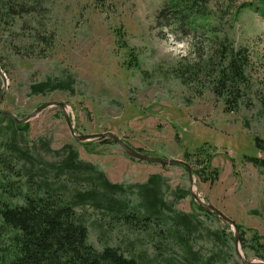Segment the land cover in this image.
I'll return each mask as SVG.
<instances>
[{
	"label": "rangeland",
	"instance_id": "rangeland-1",
	"mask_svg": "<svg viewBox=\"0 0 264 264\" xmlns=\"http://www.w3.org/2000/svg\"><path fill=\"white\" fill-rule=\"evenodd\" d=\"M168 1L47 0L48 12L41 20L52 32L50 46L47 28L42 30L46 36L42 43L30 39L29 30L23 32L21 26L12 39L0 28L2 45L7 40L19 47L18 52H0L7 78L6 83L0 79V89H6L0 107L25 117L43 103L65 101L77 133L111 131L137 151L153 157L184 160L188 153L191 161L201 163L203 158L196 151L210 146L209 173L216 169L219 175L205 181L201 177L208 178L207 173L194 174L193 190L182 165L136 159L111 138L75 140L59 107H49L34 116L26 134L38 150L41 138L51 140L55 150L73 145L80 159L102 169L111 182L144 183L157 170L172 189L195 191L241 226V252L246 260L261 264L264 166L257 167L247 157L264 158V150L257 146V137L264 140V18L256 8L257 1L212 0L209 18L198 19L195 25L188 19L182 21L185 25L178 19L170 23L168 18L159 23L157 12ZM245 3L250 4L243 6ZM202 23L213 25L212 32ZM223 42L235 49L246 47L250 55L247 73L252 90L240 109L233 112L226 111L225 101L212 92L204 75L192 85H184L174 72L180 64H193L202 55L209 56L211 45ZM26 47L35 51L29 53ZM66 76L73 80L71 89L30 94L33 83ZM45 157L56 163L63 158L49 153ZM175 197L169 193L167 200L174 201L177 210L199 215L207 229L225 230L229 237L213 244L203 235L192 242L195 251L209 259L214 250H221L226 264H244L235 249L233 226L217 216L211 219L200 213L192 194ZM101 213L92 207H87L85 213L89 218V239L97 249L107 244L115 247L123 241L125 251L121 250L127 253L126 246L133 241L137 252L147 253L145 264H182L179 246H174V252L162 251L163 258H156L162 248L157 250L149 236L129 231L118 222L111 226L108 223L112 218L102 217ZM105 229L109 232L107 242L100 240ZM171 256L167 263L164 258Z\"/></svg>",
	"mask_w": 264,
	"mask_h": 264
},
{
	"label": "trees",
	"instance_id": "trees-1",
	"mask_svg": "<svg viewBox=\"0 0 264 264\" xmlns=\"http://www.w3.org/2000/svg\"><path fill=\"white\" fill-rule=\"evenodd\" d=\"M211 1L169 0L157 12V22L168 18L173 23L178 19L185 25L182 21L188 19L195 25L198 19L209 18ZM254 1L258 2L256 8L264 18V0ZM247 4L250 3L243 6ZM47 12V0H0V28L4 29L3 35L7 33L12 39L17 34L16 28L21 26L23 32L29 30L30 39L42 43L48 26L45 28L41 18ZM202 26L212 32L213 25L205 23ZM47 33L50 46L53 36L48 28ZM213 44L209 56L202 55L201 60L193 64H180L175 68V75L184 85H192L199 81L197 77L204 75L211 83L212 92L225 101L226 111L239 110L252 90L247 73L249 51L243 46L235 49L224 42ZM17 48L18 44L13 41L6 40L2 45L0 36V52L5 49L14 53L18 52ZM26 49L29 53L35 51L30 47ZM0 67L3 69L1 63ZM72 83L71 77L67 76L48 78L33 83L30 94L68 90ZM246 103L249 105L247 100ZM28 128L29 123L17 124L12 117L0 112V264H145L143 259L147 253L137 252L133 241L127 244V253L121 250H124L123 241L115 247L107 244L102 250L93 246L89 239V218L85 214L87 207L102 210V217L110 216V225L118 222L129 231L149 236L157 250L159 246L162 248L156 252V258H163L162 251L174 252L177 245L182 249V264L227 263L221 250H214L209 259H204L203 252L195 251L192 243L203 235L213 244L224 242L223 238L229 239L225 230L207 229L199 215L181 212L174 207V201L167 200L169 193L179 199L189 195L190 190L172 189L168 179L160 173L152 174L144 183L111 182L102 169L80 159L71 144L55 150L51 140L41 138L38 150L26 135ZM257 144L264 150L263 139L257 137ZM208 148L210 146H202L195 153L202 156L201 163L191 161L188 153L184 158L193 164L194 174L209 175L208 178L201 177L205 181L219 175L216 169L209 173L211 153ZM42 153L63 158L56 163L44 158ZM247 159L259 168L264 166V158L249 156ZM194 163L202 169H197ZM192 201L200 213L216 218L215 214ZM106 231L100 234L101 241L109 240ZM170 258L172 256L164 259L169 263Z\"/></svg>",
	"mask_w": 264,
	"mask_h": 264
},
{
	"label": "water",
	"instance_id": "water-1",
	"mask_svg": "<svg viewBox=\"0 0 264 264\" xmlns=\"http://www.w3.org/2000/svg\"><path fill=\"white\" fill-rule=\"evenodd\" d=\"M0 77L3 79V81L6 83L7 78L6 74L3 71V69L0 67ZM6 89L2 88L0 89V100L4 96ZM49 107H59L62 109L64 113V117L67 123V126L70 130V133L72 137L77 140V141H83V140H88V139H96V138H111L114 141H116L126 153H128L130 156L142 160V161H147L151 163H158V164H181L184 165L187 168V172L189 175L190 183L192 184V189L195 190V179H194V172H193V167L190 166L188 163L185 162V160L182 159H176V158H163V157H153L147 154H144L142 152L137 151L130 145H128L120 136L116 135L115 133L108 131L104 133H92V134H81L76 132V127L74 125L72 116L67 110L68 105L65 101H49L46 103H43L39 105L36 109H34L29 115L25 117H18L13 111H10L8 109H3L0 107V112L9 115L12 117L17 124H24L29 122L34 116L40 114L42 111L46 110ZM193 198L200 204L201 206L205 207L209 212L215 214L217 217L221 218L223 221L226 223L230 224L234 228V239H235V249L240 257V259L244 262V264H258L253 261L246 260L243 253L240 250V243H239V233H240V228L237 224V222L226 215L222 210L217 208L214 204L210 202H205L198 193L195 191L191 192ZM261 264H264L262 262Z\"/></svg>",
	"mask_w": 264,
	"mask_h": 264
},
{
	"label": "bare ground",
	"instance_id": "bare-ground-1",
	"mask_svg": "<svg viewBox=\"0 0 264 264\" xmlns=\"http://www.w3.org/2000/svg\"><path fill=\"white\" fill-rule=\"evenodd\" d=\"M186 162V161H185ZM151 163V162H150ZM187 163V162H186ZM158 164V163H157ZM172 165H181V164H172ZM182 166H184V165H182ZM191 166V165H190ZM185 167V166H184ZM186 168V167H185ZM187 169V168H186ZM188 171V170H187Z\"/></svg>",
	"mask_w": 264,
	"mask_h": 264
},
{
	"label": "crops",
	"instance_id": "crops-1",
	"mask_svg": "<svg viewBox=\"0 0 264 264\" xmlns=\"http://www.w3.org/2000/svg\"><path fill=\"white\" fill-rule=\"evenodd\" d=\"M154 171V173H157V170H153Z\"/></svg>",
	"mask_w": 264,
	"mask_h": 264
}]
</instances>
